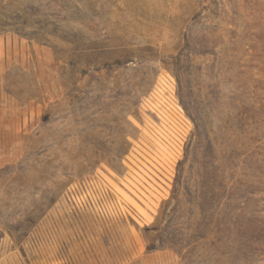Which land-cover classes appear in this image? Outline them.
Here are the masks:
<instances>
[{
	"label": "rangeland",
	"instance_id": "rangeland-1",
	"mask_svg": "<svg viewBox=\"0 0 264 264\" xmlns=\"http://www.w3.org/2000/svg\"><path fill=\"white\" fill-rule=\"evenodd\" d=\"M0 264H264V0H0Z\"/></svg>",
	"mask_w": 264,
	"mask_h": 264
}]
</instances>
